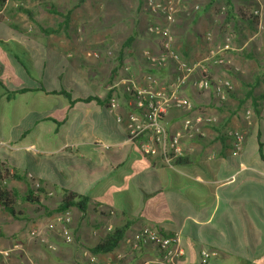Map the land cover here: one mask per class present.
Segmentation results:
<instances>
[{
    "label": "crops",
    "instance_id": "crops-1",
    "mask_svg": "<svg viewBox=\"0 0 264 264\" xmlns=\"http://www.w3.org/2000/svg\"><path fill=\"white\" fill-rule=\"evenodd\" d=\"M36 1L34 6L38 10L46 6ZM86 2L83 9L87 13L91 0ZM69 22L74 26L75 19ZM178 24L172 30L170 23L165 28L174 51L187 63L201 61L204 47L197 43L199 38L190 43L188 33L184 34ZM138 36L133 33L127 37L134 38L131 48H123L126 40L121 45L123 57L125 53L131 57L129 61L138 73L136 82L145 84L147 80V87L159 84L172 90L179 76L176 66L168 61L161 67L143 71L146 65L141 54L150 55L151 48L146 47L140 53L144 45L137 43ZM79 39L73 31L60 35L26 32L22 25L0 18V164L10 174L22 177L9 182L16 194L23 195L28 188L32 189L34 182L43 190L35 192L40 195V210L20 199L17 216L0 209L3 252L0 264L151 262L160 258L158 249L145 244L132 251L127 242L144 228L177 235L182 252L178 264H201L203 250L211 255L206 264H264V164L259 159L230 158L226 149L220 150L221 159L203 158L205 138L208 142L219 141L217 129L205 124L200 125L199 134L191 139L183 134L179 163L166 165L158 147L145 154L142 147L148 141L146 136L135 142L127 139V115L133 108L125 88L117 92L114 109L94 100L82 101L90 96L104 100L107 92L101 70L104 61L91 59L88 44L80 43ZM229 57L232 56H225ZM235 72L231 68L223 72V81L231 82L234 88L224 101L217 98L212 88L204 92L195 90L190 80L179 88V96L194 102L195 109L210 112L199 115L194 110L197 115L190 113L193 119L201 116L215 120L216 108L205 106L232 104L234 92L250 102V93L253 98L264 94V91L255 94L252 89L264 86V72L253 70V80L249 71L243 73L242 80ZM142 73L145 74L140 79ZM131 80L127 76L120 83L124 85ZM112 82L113 87L118 85L116 78ZM60 91L70 94L73 104L64 96L52 94ZM259 110L264 116V101ZM105 117L114 118L113 127L104 122ZM228 118L223 117L216 125L223 122V126H228L229 120L234 125V118ZM184 119V111L172 107L162 123L171 135L182 130ZM258 125L256 120L253 135ZM195 147L201 151L192 153ZM254 147L256 155L255 138ZM65 191L88 199L85 213L76 208L66 212L70 217L71 243H65L62 225L57 222L63 213H50L57 208ZM50 195L55 201L48 207ZM127 222L131 223L129 229L114 251L91 252L108 232ZM17 246L21 248L16 249Z\"/></svg>",
    "mask_w": 264,
    "mask_h": 264
},
{
    "label": "rangeland",
    "instance_id": "rangeland-1",
    "mask_svg": "<svg viewBox=\"0 0 264 264\" xmlns=\"http://www.w3.org/2000/svg\"><path fill=\"white\" fill-rule=\"evenodd\" d=\"M86 1L80 3L79 0H39V2L46 3V6L44 5L45 7H40V10H38L34 6V3L38 2L36 0H6L4 6L0 7V18L5 17L12 23L16 22L22 25L26 32H44L54 29L60 35L73 31L77 38H80V43L88 44L91 59L100 62L104 61L101 66L105 76L103 88L105 92H111L116 102L118 98L117 92H122L126 88L125 86L128 85L126 83L122 85L120 81L127 76H131L133 80L130 82L138 88L150 89L154 93L163 91V87H159V84H152L151 87H147V80H145V84L136 82L138 73L133 70L132 61H129L131 57L127 53L123 57L121 73L116 77L118 85L113 87L112 81L115 79L109 80V78L111 67H113L119 51L122 50V43L133 33L139 34L138 38L140 39L137 40V43L144 45L140 49V53L146 47L151 48L150 55L143 56V53L141 54V61L146 65L143 71L151 70L150 61L151 59H158L159 55L155 53L156 51L161 52V44L159 35L157 33L150 34L148 28L157 26L159 29H165L168 23H170V29H174L176 23H179V29H182L184 34L188 33L187 37L188 39L190 38L188 40L190 43L195 41V37L199 39L202 37L200 40L197 39V43L200 42L204 47V53L200 55V60L212 53L216 54L215 59L222 60L223 64L221 65L208 64L211 85L215 86L224 82L223 72L225 70L223 65L233 69L234 72L237 69L235 73L240 76L241 80L243 73L246 71H249L250 80H253V70L257 71L259 69L260 74L264 72V0H230L229 5L226 0H91L87 13L83 9L85 3H87ZM47 5H54L63 14L70 11V21L75 19L74 26L69 25L66 30H61L62 18L46 12ZM161 7H166L173 18L172 22L166 20L165 15L167 13L164 15ZM19 8L29 10L32 13V17L36 16L37 19H30ZM39 11L43 12L40 13ZM233 17L235 19H232ZM179 20L181 22H178ZM172 48L175 50L173 46ZM94 53L98 54L99 58H95ZM248 54L252 55V57H248ZM227 55H231V59L230 57L229 59L225 58ZM182 60L187 65L191 64L187 63L184 58ZM227 60L230 62L227 63ZM90 70L93 72L97 71L94 68H90ZM213 72L215 75L214 80H212ZM143 74L145 73H142L140 79L144 77ZM229 83L231 90L228 94L234 91L231 82ZM95 88L97 89L96 84ZM167 88L168 86H165L164 89L167 90ZM252 89L255 94H258V92L264 91V86L253 87ZM234 94L235 97H232L234 98L231 102L232 104L229 102L225 103L226 105H218V107L216 105L205 106L210 107V109L216 108L217 112L214 122L206 126H212L215 130L220 131L223 136H226L223 142L216 140L208 142V138H205L202 151L196 150L200 148L195 147V149H192V153L201 151L205 159H221L222 153H220V150L226 149L225 153L230 158L248 161L258 160L255 155L253 133H251L256 121L251 102L246 97L243 98V96L236 95L235 92ZM193 103H191L193 111L198 110L195 109L196 107L194 108ZM193 111L191 115H197ZM197 112L199 115H210V112L205 109L199 108ZM231 112L233 113L231 114ZM247 112H249V115H247ZM184 114L185 117L190 116V113L184 112ZM227 115L229 118H234V125L230 120L228 121V126L225 124L223 126V122H221L220 126L216 125ZM104 122L109 127L114 126L113 117H105ZM235 133L242 137L239 149L236 148L232 137ZM197 137L199 138V136ZM226 143L227 146H225ZM193 155L191 154L192 157ZM79 170L85 172L84 169ZM9 184L7 185L8 189L12 190ZM47 198L48 207H50L55 200L52 195L47 196ZM0 214H2L1 210Z\"/></svg>",
    "mask_w": 264,
    "mask_h": 264
},
{
    "label": "built area",
    "instance_id": "built-area-1",
    "mask_svg": "<svg viewBox=\"0 0 264 264\" xmlns=\"http://www.w3.org/2000/svg\"><path fill=\"white\" fill-rule=\"evenodd\" d=\"M161 11L164 15L167 13L165 15L167 21H173L166 7H161ZM148 32L150 34L157 33L161 44V54L158 59H151V67L158 68L171 61L176 66L179 76L172 90H165L163 88V91L160 93H154L150 89L138 88L130 81L127 83L125 92L131 97L133 111L127 115L126 133L128 141L131 142H135L141 137L146 136L148 141L142 147L143 152L149 154L158 147L162 160L166 165L170 166L182 156L180 142L184 136L183 134L185 133L191 138L193 135L199 134L200 125H208L214 122V119L211 117L198 116L193 119L189 114L190 116L184 119L181 131H177L171 135L168 134L162 123V119L170 108L180 109L185 113H192L193 111L191 102L179 96V88L190 80L195 90L204 92L212 88L217 98L220 101H224L231 90V85L228 81L213 85V87L211 85L208 63L223 64L222 60L215 59L216 54L212 53L199 62L187 65L180 55L173 50L172 39L165 29H159L157 26L149 27ZM94 57L99 58V55L94 53ZM108 104L109 109H114L117 106L114 97H110ZM247 115H249V112H247ZM232 137L234 138L236 148L239 149L242 137L236 133ZM32 187L35 191L40 189V185L36 182L32 183ZM57 222L62 225L61 235L63 240L65 243H71L73 236L69 226L70 217L68 213L61 214ZM49 227L51 228L52 226ZM127 242L132 251L141 249V246L145 244H150L158 249L160 253L159 259L142 264H178L182 256L177 235L164 237L150 228L142 229L140 232L134 234L131 239H128ZM20 248V246L16 247V249ZM2 253L0 251V254ZM200 256L201 264H206L211 255L209 252L203 250L200 252Z\"/></svg>",
    "mask_w": 264,
    "mask_h": 264
},
{
    "label": "trees",
    "instance_id": "trees-1",
    "mask_svg": "<svg viewBox=\"0 0 264 264\" xmlns=\"http://www.w3.org/2000/svg\"><path fill=\"white\" fill-rule=\"evenodd\" d=\"M85 0H79L80 3H83ZM6 0H0V7H3L5 4ZM226 3L229 5L230 0H226ZM22 12H24L30 19L32 18V13L27 10V9H22L19 8ZM49 13L53 15H57L62 18V22L60 24L61 30H66L69 26V21H70V11H68L66 14L61 13L54 5H49L48 8ZM243 16V15H242ZM232 19H235L233 17ZM46 32H56L54 29H49L46 30ZM134 38L129 37L126 39L124 42L123 48L129 49L131 48L132 42ZM124 52V51H123ZM123 52L119 51V54L117 55L115 61L116 65L113 67V69L110 72V79L114 80L116 77L119 75V71L121 70L123 66ZM223 68L225 71L229 70V67L226 65H223ZM52 94H57L64 96L65 98L68 99L69 104H73L74 101L71 100V95L60 91V92H53ZM111 92H107L105 99L100 100L99 98L95 96H90L85 99H83V102H90V101H96L97 103L104 104L106 107H108V99L110 98ZM248 98L251 99V106L254 112V115L256 116V120H258V128L256 135H253L256 141V155L258 159L264 164V128L262 126V121L264 120V116L261 114L259 110V106H261V101H264V94L253 98L251 93L249 94ZM226 136H223V134L218 131V140L220 142H223V139H225ZM181 158H178L174 163L180 162ZM13 179H18L22 180L21 176H17L14 174H10L8 170L4 169L3 165L0 164V209L3 212H7L11 216L15 217L19 213L17 212V207H18V200L20 199L21 202H26L30 205L36 206L35 208L37 210H40L42 208V205H40V195L35 194L37 193H43L42 189H38L35 191L32 187L28 188V190L23 194V195H18L13 190L8 189V183L13 180ZM44 195V194H43ZM42 197V196H41ZM88 203V199L86 197H82L80 195H77L76 193L70 192V191H65L64 195L62 197L61 202L57 206L56 209L50 211V213L57 212V213H65L71 208H76L80 212L85 213L86 211V206ZM130 222H127L125 225L121 227H115L111 232H108L106 236L101 239V241L91 249V252L93 254H108L114 251L120 243L123 241L126 231L129 229ZM157 231V230H156ZM158 234L164 236V237H172L174 236L173 233H165L164 231L158 230ZM2 236V235H1Z\"/></svg>",
    "mask_w": 264,
    "mask_h": 264
}]
</instances>
